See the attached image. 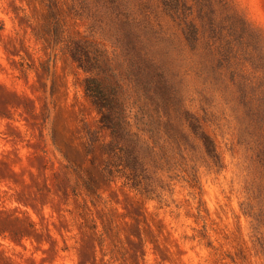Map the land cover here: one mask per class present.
<instances>
[{
    "label": "rangeland",
    "instance_id": "rangeland-1",
    "mask_svg": "<svg viewBox=\"0 0 264 264\" xmlns=\"http://www.w3.org/2000/svg\"><path fill=\"white\" fill-rule=\"evenodd\" d=\"M0 264H264V0H0Z\"/></svg>",
    "mask_w": 264,
    "mask_h": 264
},
{
    "label": "trees",
    "instance_id": "trees-1",
    "mask_svg": "<svg viewBox=\"0 0 264 264\" xmlns=\"http://www.w3.org/2000/svg\"><path fill=\"white\" fill-rule=\"evenodd\" d=\"M72 55L73 58L79 62V60H77V56H74L75 54ZM89 67V70L93 71L98 66L92 64ZM85 90L86 93L94 99L95 103L102 111V118L100 120L102 127L111 131L112 141L108 145L111 147V152L118 148V142L124 140L136 146L139 143L138 135L132 131V125L128 121L126 115V106L121 98H119V95H117L113 89L109 88L96 78L86 80ZM190 129L196 136L199 135L207 153L212 158L216 159V148L212 140L203 132L198 134L199 126L196 124H190ZM132 145H126L123 149L120 148V155L123 157L127 155L128 159L127 162H125L127 164L126 166L131 167V169L136 172L138 168L143 166V158L139 156L136 149L132 147Z\"/></svg>",
    "mask_w": 264,
    "mask_h": 264
}]
</instances>
